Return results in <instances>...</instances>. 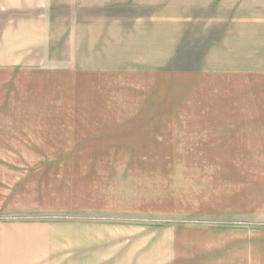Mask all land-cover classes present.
<instances>
[{
    "label": "crops",
    "instance_id": "0c3cea01",
    "mask_svg": "<svg viewBox=\"0 0 264 264\" xmlns=\"http://www.w3.org/2000/svg\"><path fill=\"white\" fill-rule=\"evenodd\" d=\"M163 73L264 79V0H0V154H7L0 159L17 158L36 135L46 142L73 136L82 150L102 145L94 139L129 146L178 140L195 146L177 149L187 154L179 159L264 160V104H251L259 113L252 119H162L161 105L97 102L98 90L114 94ZM51 126L75 130H42ZM99 145L94 157H73L111 159ZM144 152L110 153L145 159ZM111 190L118 207L103 215L129 218V199L157 205L142 187L141 193L123 185ZM254 190L248 210L231 214L236 219L211 209L188 226L180 224L188 215L177 211L131 225L90 214V205L79 206L85 215L72 224L0 222V264H49L51 231L67 229L71 264H264V195ZM136 216L147 218L144 211Z\"/></svg>",
    "mask_w": 264,
    "mask_h": 264
},
{
    "label": "rangeland",
    "instance_id": "374dc122",
    "mask_svg": "<svg viewBox=\"0 0 264 264\" xmlns=\"http://www.w3.org/2000/svg\"><path fill=\"white\" fill-rule=\"evenodd\" d=\"M182 74L167 76L163 73L160 79H146L134 87H117L118 90L115 89L114 94L103 88L98 90L96 99L97 102L104 103L161 105L162 111L159 115L162 119H252L257 118L259 113L253 112L251 104H264V79H236L233 74L208 73L205 78L201 75L200 79L188 80L187 76ZM70 97L76 98L71 95ZM49 123L53 121L50 120ZM42 130H65L72 133L75 129H54L51 126ZM50 137L46 142L44 137L34 135L30 139L31 146L18 150L27 151L24 155L29 158H20L23 153L18 152L15 159H0V222L72 224L75 219L85 215L80 213L79 206L90 205L94 207L90 214L106 216L104 219H124L117 221L120 223H126L127 219H130L128 222L131 225L145 222L140 219H156L152 216L165 214L166 211H177L178 215H188L180 222L181 225L188 226L194 222L193 217L204 219L211 209H219L225 213L226 215L222 216L225 219H236L231 214L241 209L248 210L249 195L256 199L255 195L250 193L253 188L257 189V192H253L258 196L264 195V160L179 159L176 156L187 154H180L178 150L182 151L184 147L193 148L194 144L185 146L175 140L173 146L169 140L158 139L155 142L149 138L146 143L130 146L109 143L106 141L108 139H94L96 143L102 144L97 145L106 148H103L102 152L105 151L104 155H110L111 159L74 158L76 155L94 157L98 155L93 153L98 151V146L95 144L91 149L82 150L83 144L74 143L73 136L64 140ZM13 145L16 143L3 144L5 150H9ZM136 147L140 152L145 151L147 158H116L128 157L130 154L112 156L110 153ZM46 154L51 156L47 158ZM55 154L57 155L54 156ZM60 155L62 158H58ZM152 155H158V158H148ZM112 179L114 183L109 182ZM121 185L135 191L138 187L140 193L142 187L145 189V195L157 205L151 204L149 200H135L134 203V200L129 199V218L110 217L112 213L103 215L100 210L118 207L115 205L117 202L111 198L114 195L111 189ZM203 199L205 203L214 201L215 204L204 206ZM76 203L78 208L75 207ZM141 203H147L148 207L136 205ZM141 211L145 212L147 218L136 216L137 212ZM159 211L161 213H155ZM258 228H263V225L259 224ZM52 239L54 245L51 244L52 251L46 262L71 264L72 229L62 230L61 233L53 230Z\"/></svg>",
    "mask_w": 264,
    "mask_h": 264
}]
</instances>
